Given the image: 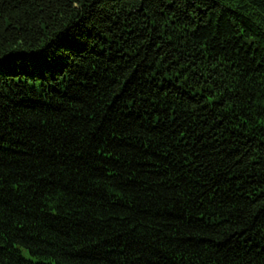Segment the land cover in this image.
<instances>
[{"label": "trees", "instance_id": "obj_1", "mask_svg": "<svg viewBox=\"0 0 264 264\" xmlns=\"http://www.w3.org/2000/svg\"><path fill=\"white\" fill-rule=\"evenodd\" d=\"M0 264H264V0H0Z\"/></svg>", "mask_w": 264, "mask_h": 264}]
</instances>
